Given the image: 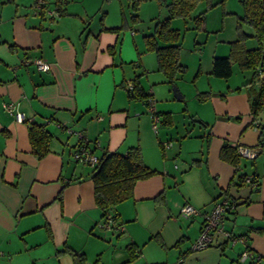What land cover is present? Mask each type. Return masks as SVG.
Masks as SVG:
<instances>
[{"label": "crops", "instance_id": "crops-1", "mask_svg": "<svg viewBox=\"0 0 264 264\" xmlns=\"http://www.w3.org/2000/svg\"><path fill=\"white\" fill-rule=\"evenodd\" d=\"M84 1L68 0L59 17L48 18L33 13L32 0H0V264H13L15 255L29 250L37 251L40 264H74L68 251L97 259L109 249L112 235L120 245L112 247L109 264L180 259V264H264L249 258L237 262L244 249L264 252V161L258 162L260 154L248 169L242 157L236 167L219 155L224 142L253 146L261 140L264 150V121L260 113L252 115L249 103L258 84L249 79L206 95L211 108L195 116L198 131L186 130L165 147L173 125L171 114V124L165 122L164 113H171L163 109L166 98L155 101V132L145 99L129 92L137 80L155 98L150 81H167L156 58H150L132 23L110 29L120 25L122 13L127 18L122 0ZM26 57H40L47 69L25 65ZM9 102L23 120L6 111ZM32 121L44 124L52 136L42 157L30 149ZM76 131L85 134L97 158L138 146L144 164L156 171L136 180L132 197L111 210L118 229L99 226L103 217L94 201L91 167L72 159ZM240 174L253 175L258 187L234 183ZM223 194L235 201L224 226L245 236V242L231 245L217 233L208 247L191 249L202 214ZM184 202L198 213L179 216Z\"/></svg>", "mask_w": 264, "mask_h": 264}, {"label": "trees", "instance_id": "trees-1", "mask_svg": "<svg viewBox=\"0 0 264 264\" xmlns=\"http://www.w3.org/2000/svg\"><path fill=\"white\" fill-rule=\"evenodd\" d=\"M129 5V22L134 23L137 20L138 0H127ZM198 0H169L165 3L168 16L162 19H156L151 33L143 35L145 46L148 50L155 53L157 70H160L166 77L167 82H174L176 75L184 71V66L179 62L180 33L177 29L170 27L169 19L174 16L187 17L196 6ZM242 6L243 14L239 16L241 20L253 26V33L249 34L239 30V36L230 41L229 53L225 56H214L212 59L211 73L216 77L227 78L232 74V64H236L240 69H252L253 75L249 84L256 80L259 70L264 69V0H239ZM220 2H223L221 0ZM196 26L203 23V14L195 16ZM126 16L121 14V23L118 27L110 28L111 30L122 29L128 22ZM248 37H254L257 42L255 47H246L245 42ZM132 88H129L131 96L146 98L150 95L145 93L142 87L133 80ZM251 99L250 107L252 115L257 117L262 106H264V78L258 84V89ZM206 94L201 97L205 98ZM167 117L166 123L171 124L170 113H164ZM28 138L32 152L37 157H42L49 151L51 140L50 132L42 123L34 121L28 123ZM264 134V125L260 126V135ZM261 145V140L257 144ZM237 144L230 145L224 142L220 148V158L232 165L238 166L239 158ZM261 151V150H260ZM262 151L253 159L255 160ZM90 178L93 183V195L96 206L101 210V216L110 213L112 219L116 221V215L111 210L118 203L132 197L133 186L136 180L146 178L156 171L148 168L142 160L140 148L138 146L130 147L125 153L112 151L103 152L97 163L91 167ZM250 177V183L258 187L257 178L253 175ZM247 175L240 174L236 176L234 183L242 184ZM229 196V195H228ZM57 197H61V191ZM232 199V198H231ZM233 200V199H232ZM235 205V201L233 200ZM73 259L74 264H81L83 254L68 251Z\"/></svg>", "mask_w": 264, "mask_h": 264}, {"label": "rangeland", "instance_id": "rangeland-1", "mask_svg": "<svg viewBox=\"0 0 264 264\" xmlns=\"http://www.w3.org/2000/svg\"><path fill=\"white\" fill-rule=\"evenodd\" d=\"M85 1L88 5H99L101 1L107 2L108 0ZM168 1L138 0L136 11L138 17L134 21L133 26L135 27V34L139 40L140 37L143 38L144 34L153 31L156 19H162L168 16L167 8H165V3ZM220 1L198 0L196 6H194L187 17L174 16L169 19L170 27L177 29L180 33V51L178 57L179 62L185 68L184 71L176 75L174 82H162L154 79L150 83L156 87L155 101L160 103L162 102L160 101L161 99L166 98L163 109L170 111L171 118L173 119L172 131H167L166 133L168 134V139H172L169 140V143L172 142L173 145L176 144L175 142L177 140L179 141L180 134L185 133L186 130L198 131L197 128L200 127V123L196 119L197 117H195L198 113L205 114L210 112L211 105L209 104V97H201L205 94L209 95V93H221L227 89L228 85L235 87L245 84L253 75L252 69H240L235 63L231 66L232 74L227 78L216 77L211 73L213 57H220L229 53L230 41L238 38L239 30L251 34L254 31L252 25L239 18L243 14L239 0ZM113 2L118 3V0H113ZM127 4V0H122L123 10L128 20L130 10ZM200 13L203 14V23L200 26H196L193 18ZM97 17L99 16L97 15ZM97 17L95 16V18ZM110 17H112V14ZM128 23H130L129 20ZM255 40L254 37H248L244 41L246 47H255L257 44ZM150 52V58L155 57V53L153 51ZM146 80V77H144L140 82L143 87L147 84L145 83ZM173 86L177 87L181 95L180 97H176L173 94ZM259 117L261 121H264V106H262ZM240 160L250 169L252 160L244 157ZM262 161H264V152L258 158V162ZM116 240L117 236L112 235L109 249L101 253L98 252L99 254L95 255L97 259L90 257L86 259L83 256L84 258L81 264H109L111 260L109 255L112 247H119L118 245H120L116 243ZM41 250L44 251L45 249L42 248ZM36 254L37 251L35 250L21 252L14 256L12 262L13 264H40L42 262L41 259L40 262L39 260H35V257H37ZM3 264L9 263L4 262Z\"/></svg>", "mask_w": 264, "mask_h": 264}, {"label": "built area", "instance_id": "built-area-1", "mask_svg": "<svg viewBox=\"0 0 264 264\" xmlns=\"http://www.w3.org/2000/svg\"><path fill=\"white\" fill-rule=\"evenodd\" d=\"M33 1V8L35 14H40L42 16L47 15L48 18H54L59 17V7L67 3L68 0H32ZM53 3L54 6L52 8H49L48 5ZM25 65L28 64H34L38 70H46L48 67V64L44 62L40 57H34L29 58L26 57L23 59V62ZM262 78H264V69L259 70V75L256 77L255 82L257 84L261 83ZM130 88H132V83L130 84ZM146 107L148 112L151 114L152 119V128L155 132H157L158 129V123H159V116L155 109V100L154 98L149 95L146 98ZM4 108L6 111L14 116V118L17 121L23 120V114L19 111H16L14 109V106L12 103H5ZM100 118V116H98ZM69 132H72L70 128H66ZM74 134L77 136V145L75 146V149L72 152V159L76 162L83 163L85 165H88L90 167L94 166L98 158L97 156L88 148L89 140L80 131H76ZM169 142H163V146H169ZM262 150L260 145H253V146H245V145H238L237 151L238 155L240 157L253 159L255 158ZM245 181H250V177H245ZM233 200L227 195L223 194L218 199L212 201L209 209H207L202 215H203V221L200 226V231L196 239H194V242L191 245V249L193 250H199L208 247L211 242L213 241L215 234H222L224 236V239L227 240V242L231 245L237 243V242H245V236L243 235H235L231 231L225 228L226 223V216L227 213L231 212L234 209V202ZM198 213V210L191 205L190 203L184 202L180 206L179 209V216L182 218H187L189 215H193ZM100 227L103 228H109V229H118L120 226L112 219V216L110 213H107L104 218H102V221L99 223ZM252 259L256 261H264V252H253L248 249H244L240 254L238 255V263L244 261L245 259ZM180 260L176 262V264H180ZM175 264V263H174ZM240 264V263H239Z\"/></svg>", "mask_w": 264, "mask_h": 264}, {"label": "water", "instance_id": "water-1", "mask_svg": "<svg viewBox=\"0 0 264 264\" xmlns=\"http://www.w3.org/2000/svg\"><path fill=\"white\" fill-rule=\"evenodd\" d=\"M173 90H174V95L176 96V97H180L181 95H180V93L178 92V89H177V87L176 86H173Z\"/></svg>", "mask_w": 264, "mask_h": 264}]
</instances>
